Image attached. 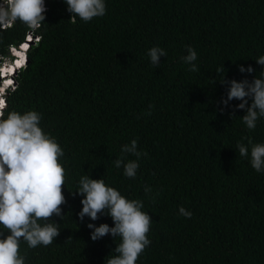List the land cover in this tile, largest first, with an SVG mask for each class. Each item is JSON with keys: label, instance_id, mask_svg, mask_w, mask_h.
Returning <instances> with one entry per match:
<instances>
[{"label": "trees", "instance_id": "trees-1", "mask_svg": "<svg viewBox=\"0 0 264 264\" xmlns=\"http://www.w3.org/2000/svg\"><path fill=\"white\" fill-rule=\"evenodd\" d=\"M34 1L0 264H264V0Z\"/></svg>", "mask_w": 264, "mask_h": 264}, {"label": "clouds", "instance_id": "clouds-1", "mask_svg": "<svg viewBox=\"0 0 264 264\" xmlns=\"http://www.w3.org/2000/svg\"><path fill=\"white\" fill-rule=\"evenodd\" d=\"M8 6V8H5ZM22 2L21 0H1L0 2V28L5 29L11 27L14 17L21 10ZM3 9V11H1ZM45 9V0H35L34 1V11H44ZM5 19V20H4ZM30 38L29 42H25L18 46L17 48H10L11 59H6L1 61L0 59V121L2 119V111L6 108V95L7 92L13 89L14 81L13 77L15 74L23 68L26 64V52L28 50L29 44L34 41L35 37L27 36ZM36 40V39H35ZM25 44V45H24ZM23 53V59L20 60L15 55V51ZM22 61V65L17 69V71H11L13 66H16V62ZM10 134L15 136H21L23 134V126L19 123H11L9 124Z\"/></svg>", "mask_w": 264, "mask_h": 264}, {"label": "bare ground", "instance_id": "bare-ground-1", "mask_svg": "<svg viewBox=\"0 0 264 264\" xmlns=\"http://www.w3.org/2000/svg\"><path fill=\"white\" fill-rule=\"evenodd\" d=\"M5 8H8V6H5ZM5 20V19H4ZM30 41V38H26V40H25V42H29ZM25 45V44H24ZM15 55L18 57V58H20V60H22L23 59V53H20V52H18V50H16L15 51ZM22 65V61L20 62V61H18V62H16V66H13L12 68H11V71H17V69L20 67ZM4 113V110L2 111V114Z\"/></svg>", "mask_w": 264, "mask_h": 264}, {"label": "rangeland", "instance_id": "rangeland-1", "mask_svg": "<svg viewBox=\"0 0 264 264\" xmlns=\"http://www.w3.org/2000/svg\"><path fill=\"white\" fill-rule=\"evenodd\" d=\"M1 11H3V9H1Z\"/></svg>", "mask_w": 264, "mask_h": 264}]
</instances>
